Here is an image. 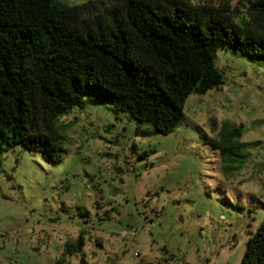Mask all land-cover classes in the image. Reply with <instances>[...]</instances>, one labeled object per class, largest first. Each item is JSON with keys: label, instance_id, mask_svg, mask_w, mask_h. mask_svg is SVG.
<instances>
[{"label": "rangeland", "instance_id": "rangeland-1", "mask_svg": "<svg viewBox=\"0 0 264 264\" xmlns=\"http://www.w3.org/2000/svg\"><path fill=\"white\" fill-rule=\"evenodd\" d=\"M215 62L224 83L189 95L185 120L167 135H145L126 114L86 100L58 119L60 162L8 149L0 264H240L264 220V63L226 49ZM223 121L241 124V141L252 143L234 172L201 138L216 137ZM80 234L82 251L64 253Z\"/></svg>", "mask_w": 264, "mask_h": 264}, {"label": "trees", "instance_id": "trees-1", "mask_svg": "<svg viewBox=\"0 0 264 264\" xmlns=\"http://www.w3.org/2000/svg\"><path fill=\"white\" fill-rule=\"evenodd\" d=\"M219 49L264 63V0H0V164L17 145L60 162L58 119L86 100L126 114L145 135L173 132L189 95L224 83ZM241 135L230 121L216 137L201 134L223 171L247 163L252 143ZM83 246L80 234L64 253ZM240 264H264V220Z\"/></svg>", "mask_w": 264, "mask_h": 264}]
</instances>
